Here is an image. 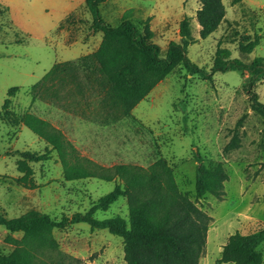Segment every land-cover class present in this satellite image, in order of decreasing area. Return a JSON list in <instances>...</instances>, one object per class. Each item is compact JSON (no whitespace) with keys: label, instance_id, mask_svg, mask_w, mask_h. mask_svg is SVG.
Instances as JSON below:
<instances>
[{"label":"rangeland","instance_id":"1","mask_svg":"<svg viewBox=\"0 0 264 264\" xmlns=\"http://www.w3.org/2000/svg\"><path fill=\"white\" fill-rule=\"evenodd\" d=\"M221 1L224 19L204 40L198 39V0H107L100 6V15L110 26L117 25L126 13L136 25L148 19L152 42L161 54L170 41H179V23L187 18L189 34L197 41L187 47L186 54L200 68H211L217 47L227 51L222 54L227 59L249 62L264 58V0ZM0 4L7 8L0 14V212L7 219L29 212L56 220L84 213L118 183L95 178L65 181L55 152L27 128L11 127L1 117L7 91L15 87L9 105L13 114L29 111L48 121L81 156L100 166L146 168L163 158L178 189L210 217L208 228L216 229V236L206 246L210 264L219 258L220 246L229 235L264 228V121L250 109L246 75L216 72L211 81H204L176 67L127 118L109 106L106 86L98 80L96 66L88 62L89 71L63 66L57 78L46 84L47 89L33 92L31 101V86L53 64L76 62L90 55L101 35L88 30L84 0H0ZM69 13L76 22L56 30ZM242 36L256 39L258 45L248 51V44L243 43L246 50L241 51ZM252 89L264 104V78ZM232 135H236L232 148L223 152ZM21 152L48 157L26 162L28 182L35 188L14 182L22 175L17 171ZM194 153L205 164L223 165L228 180L220 199L210 195L195 199ZM116 216L127 218L123 197L93 215L97 220ZM7 235L21 238L20 233L9 234L0 226V257L10 256L13 250L4 241ZM53 237L58 251L43 254L45 264H125L121 239L107 230L92 231L80 223L53 230ZM258 250L264 263V242Z\"/></svg>","mask_w":264,"mask_h":264},{"label":"trees","instance_id":"2","mask_svg":"<svg viewBox=\"0 0 264 264\" xmlns=\"http://www.w3.org/2000/svg\"><path fill=\"white\" fill-rule=\"evenodd\" d=\"M107 0H84L83 8L89 16L88 30L100 34V42L88 56H81L76 62L52 65L51 69L30 88L33 92L47 89L46 84L55 80L63 66L68 69L91 70L87 65L96 66L97 78L106 86V98L111 108L121 111L123 117L131 118V110L143 100L157 83L162 81L176 67H182L191 76L211 81L216 72H240L247 76L245 93L250 101V109L264 121V104L258 101L253 86L264 78V58L255 57L249 62L227 59V51L217 47L210 69L200 68L192 63L186 54L187 47L197 39L189 34L187 18L179 23V41H170L163 54L159 46L152 42V32L148 19L136 25L126 13L115 26L107 24L100 15V6ZM242 0H233L239 4ZM199 8L195 18L199 26L198 39L204 40L214 33L224 19L225 10L221 0H198ZM7 8L0 4V14ZM75 18L69 13L56 30L64 25H73ZM55 30V31H56ZM258 45L256 39L242 36L239 43L245 52ZM17 89L10 88L1 108V117L11 127L22 126L31 131L55 152L65 181L95 178L105 182L117 180L111 192L91 203L84 213L62 216L59 220L48 215L29 212L15 219H7L0 212V226L9 234L20 233L15 239L7 235L5 243L13 246L8 257H0V264H45L41 256L58 251V243L53 230L68 225L86 224L90 230H107L122 242L125 264H199L206 246L210 217L196 202L182 193L175 182L173 171L163 158H157L146 168L117 164L109 168L81 156L64 134L48 121L25 111L13 114L9 110L10 100ZM236 135H232L223 152L232 148ZM17 171L22 174L14 182L26 189L35 188L28 182L29 169L26 162H41L47 155L21 152ZM196 163L194 173V196L196 200L205 195L220 199L223 185L228 180L220 162L204 163L198 153H194ZM127 203V218L112 217L97 220L96 211H106L118 198ZM264 242V228L250 234L234 233L226 238L220 256L214 264H262L263 256L258 246ZM55 264V263H51Z\"/></svg>","mask_w":264,"mask_h":264},{"label":"crops","instance_id":"3","mask_svg":"<svg viewBox=\"0 0 264 264\" xmlns=\"http://www.w3.org/2000/svg\"><path fill=\"white\" fill-rule=\"evenodd\" d=\"M215 230H212L211 228H208V230H207V237H206V246H208L209 239L211 240V238H212L211 241H213V238L216 236ZM242 235H246V234H242ZM225 241L222 242V244L220 246V249H222V246L224 245ZM206 246H205L204 254H203V256L199 260V264H210V262L208 261L209 252L208 251L206 252ZM224 264H229V263H224ZM262 264H264V263H262Z\"/></svg>","mask_w":264,"mask_h":264}]
</instances>
